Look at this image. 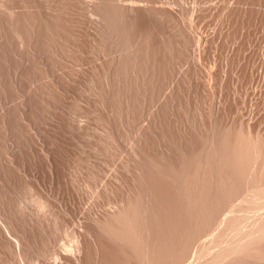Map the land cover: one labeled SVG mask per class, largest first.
I'll list each match as a JSON object with an SVG mask.
<instances>
[{"label": "bare ground", "instance_id": "1", "mask_svg": "<svg viewBox=\"0 0 264 264\" xmlns=\"http://www.w3.org/2000/svg\"><path fill=\"white\" fill-rule=\"evenodd\" d=\"M183 1L0 0V264H264V0L223 9L228 64L222 26L200 30L216 0ZM87 63L105 121L133 132L102 179L74 178L56 124Z\"/></svg>", "mask_w": 264, "mask_h": 264}, {"label": "rangeland", "instance_id": "2", "mask_svg": "<svg viewBox=\"0 0 264 264\" xmlns=\"http://www.w3.org/2000/svg\"><path fill=\"white\" fill-rule=\"evenodd\" d=\"M192 1V2H191ZM210 1V0H209ZM208 1V2H209ZM213 1H215V0H211L210 1V3L211 2H213ZM217 1V3H219L220 2V0H216ZM215 1V2H216ZM223 1V2H222ZM227 2H226V4H224L225 3V1L224 0H221V4H217L216 5V3H215V5H213L214 3H212V11L214 10L213 8L216 6V8H218L217 6H221L222 4H224L225 5V7H223V8H218V9H216L215 8V11H213V12H211L212 14H214V15H212L211 13V15H212V17L210 16V14H208L207 15V18L205 19V21L204 22H202L203 23V26L206 24L207 25V27H206V25H205V27H203L202 29H200V30H203V32H205L204 31V29L205 30H207L208 31V35H213V34H215V36L217 35L216 34V32L218 33V30H220L221 29V31H219L220 33V35H226V39H224L225 38V36H223L224 38H223V41H225V42H223V41H221L222 40V38H220L218 35H217V37H219L218 38V42L221 44V42H222V47L223 48H221V47H219L220 45H219V43H218V45H217V43L214 45V48H216L215 46L217 45V48L216 49H212L211 50V56L214 54V52H216L215 54H214V57H216V58H218L219 56H222V53L224 54V55H226V54H228L227 56L229 57V54H231L230 52H231V49L233 50L234 48L232 47V48H230L229 49V47H231V45L234 43V47H237L238 45H240L241 46V44L242 43H239V42H241L242 41V39H240L239 38V40H238V38H236L234 41L232 40L231 42H233V43H231L230 41L228 42L229 43V45H228V43L226 42V40H227V34H225V33H227V32H225V30L227 29V27H225L224 26V21H225V14H226V12H227V10H223V9H225L226 7H230V5L232 4L233 5V3H234V1H232V0H226ZM233 2V3H231V4H229V2ZM184 3H182V4H184V5H187V6H190V4H191V6H193V5H195V1L194 0H188L187 2H186V0H184L183 1ZM190 4H189V3ZM185 3H187V4H185ZM194 3V4H193ZM193 4V5H192ZM227 4H229L228 6H227ZM207 5V4H206ZM214 6V7H213ZM220 9V10H219ZM223 11H222V10ZM227 9V8H226ZM216 11H218V12H216ZM220 11H221V14H220ZM222 12H225L224 14H222ZM217 13V14H216ZM78 14H81V13H78ZM220 14V15H219ZM221 15H222V17H221ZM215 16H216V18H215ZM218 16V17H217ZM220 16V17H219ZM80 17H82L81 15H80ZM224 17V18H223ZM83 18V17H82ZM82 18H81V20H82ZM209 18L210 19H212L211 21H208L209 20ZM215 18V20H214V23H213V19ZM220 18V19H219ZM83 19H85V18H83ZM219 19V20H218ZM80 20V21H81ZM223 20V21H222ZM208 21V23H206ZM82 22V21H81ZM84 22V21H83ZM209 22H210V24H209ZM213 23V24H212ZM218 23H221V24H223V25H220V24H218ZM209 24V25H208ZM218 24V25H217ZM202 25V24H201ZM212 25H215V26H212ZM208 26H209V28H208ZM218 26V27H217ZM222 26V28H220ZM213 27V28H212ZM223 27H225V28H223ZM212 28V29H211ZM217 28V29H216ZM220 28V29H219ZM213 29H215V30H213ZM222 29H224L223 30V32H222ZM259 31H261V29L258 27L257 28ZM217 30V31H216ZM210 31V32H209ZM213 31H215V32H213ZM227 31H228V29H227ZM232 31V30H231ZM257 32L256 31V41L258 42V40L260 41V42H258V43H260V45H261V42L263 43V39L261 38L262 36H260V34H262L263 35V33H261V32ZM222 32V33H221ZM59 33V32H58ZM211 33V34H210ZM213 33V34H212ZM228 33H230L231 35L233 34V32L231 33V32H229L228 31ZM260 33V34H259ZM61 34V33H60ZM230 34H229V36H230ZM259 35V36H258ZM262 40H261V39ZM221 42H220V41ZM236 40H237V43H236ZM256 42V43H257ZM223 43H227L226 44V46H229V47H227V50H229L230 52H228L225 48H224V46H223ZM231 43V44H230ZM237 44V46H236V44ZM239 43V44H238ZM68 45V44H67ZM259 45V44H258ZM258 45H256V47H257V50H258V48H259V52L260 53H258V51H257V53L258 54H261L262 55V52L261 51H263V45H264V43L261 45V48L262 49H260V45L258 46ZM67 48H69L68 46H67ZM219 48H221L220 50H219ZM223 49V51L224 52H222L221 50ZM221 51V52H218V51ZM213 51V52H212ZM226 51V52H225ZM219 54H218V53ZM258 54H256V55H258ZM261 55H258L259 57H258V59L256 58V60H258V62H259V58H260V56ZM218 56V57H217ZM215 58V64H216V62L218 61L217 59ZM220 58V57H219ZM223 59H221L222 61L223 60H227V59H229V58H227L226 56L225 57H222ZM214 58H213V56H212V60H213ZM219 59V61L218 62H220L221 60ZM217 60V61H216ZM225 60V63H229V62H227ZM69 62V61H68ZM213 62V61H212ZM217 62V64H216V68L219 66L218 63ZM224 62V61H223ZM74 65V64H73ZM86 65H88V66H86ZM91 64H84V65H82L83 67L85 66L86 68H88L87 70H85L82 66H79V68L81 69V67H82V71L80 70L79 71V69H78V67H77V65L75 66V68L77 67V70H76V72L77 73H75V74H73V76H72V78L69 80L70 82L68 83L69 85V92L68 91H63V90H65V88L63 89V88H60L59 90H61V92H63V93H60V91H59V94H58V98H61L60 100L62 101H60L58 98V100H56V102L57 103H59L60 105H57V103H56V105H55V110L57 111V113H59V114H57L56 113V119L57 118H60V119H57V121H56V119H55V121H56V124L57 125H59L61 128H62V126H63V123L65 122V120L68 122V123H70L71 121H73V122H71L70 124H72V125H70V124H68L69 126L68 127H71V130L70 129H66L67 128V124H65L64 123V125L65 126H63V133L61 132V128L59 127V128H57V130H58V132H61L60 134L63 136V134L65 133L64 131V129H66L68 132H67V134H65L64 136L65 137H62V142L64 141V142H68V144H67V142H66V144H65V147L67 148V147H69L68 148V150H67V154L69 155L70 153L69 152H71V157H69V156H67L69 159L67 160L68 161V163H69V166L68 167H70V166H72L73 165V167L76 165H78V167H71L72 168V170L74 171H77L76 173L77 174H79V175H76L75 177L74 176H72V178L74 177V178H81V177H83L84 178V176H86V174L85 173H88V172H91V169L93 168H95L94 169V172H93V174L94 175H96V177L98 176V173H96V169H97V171L98 170H101V168L103 169L102 171H98L99 173H100V176H98L100 179H102L104 176H108V177H110L108 174H110V175H114V171H113V169H115L116 167L115 166H118L119 167V165H120V163L122 162V160L124 159L125 160V158H126V160L128 159V156H126V154H127V152H128V150L130 149L129 147H130V145H129V143L127 142V140L129 139H131L132 137H130V138H128V137H126L128 134V131H129V129H128V131L126 130V131H124L125 130V127H124V129H122V128H120V130H121V132H120V130L118 131L117 130V132H119L118 134H120V133H124V132H126V135L125 134H123V137H121L122 135H118V134H116V132H114V131H116V129L113 127L114 125H113V123L111 122H109L108 124H107V122H108V120H107V122L105 121V115H103V112L102 111H100L101 109H100V105L98 106V105H95V103H97V100H98V98H97V96H95L94 94H90L89 92H88V88H89V83H88V78H86V73L84 74V72H86V71H90V68H89V66H90ZM58 66V65H57ZM48 67V66H47ZM49 67H52V66H49ZM74 67V66H73ZM183 67H186V66H183ZM230 67V66H229ZM53 68H55L56 70H57V68H56V65H55V67H54V65H53ZM54 69V70H55ZM60 69V68H59ZM58 69V70H59ZM217 69H219V67L217 68ZM259 69V68H258ZM257 69V70H258ZM54 70L51 68H49V76H48V79L54 74V75H56V77H57V79L56 80H58V71H56V72H54ZM85 70V71H84ZM53 71V72H52ZM79 71V72H78ZM229 71H231V69L229 68ZM260 71H261V69H260ZM81 72V73H80ZM259 72V71H258ZM52 73V74H51ZM79 74H80V77H79ZM83 74V75H82ZM229 75L228 76H232V74L233 73H228ZM83 76H85V77H83ZM55 77V78H56ZM54 77L52 76L49 80H52ZM77 78V79H76ZM87 80H86V79ZM228 79H231V80H233V78L232 77H228ZM54 80V79H53ZM52 80V81H53ZM77 82H76V81ZM81 80H84V81H80ZM79 81V82H78ZM229 81V80H228ZM53 82H57V81H53ZM230 82H232V81H230ZM76 83L78 84L77 86H76ZM84 84V85H83ZM88 85V86H87ZM230 85L232 86L233 84L232 83H230ZM75 86V87H74ZM81 86H82V88H81ZM87 88H86V87ZM231 86H230V89H232L231 88ZM79 88V89H78ZM81 88V89H80ZM83 88L84 89H86L87 90V93H89V94H86V93H84V92H86V90H83ZM77 89V90H76ZM241 89H243V88H241ZM79 91V92H78ZM67 92V93H66ZM75 92H76V94H75ZM78 92V93H77ZM233 93H234V91H232ZM84 93V94H83ZM244 93V92H243ZM63 94V95H62ZM78 94H80V95H78ZM242 94V92L240 93V95ZM82 95H92V96H89L90 97V99H88L89 97L87 96H84V97H82ZM238 95H239V93H238ZM61 96V97H60ZM64 96V97H63ZM72 96V97H71ZM82 97V98H81ZM62 99H64V101L62 100ZM83 101H82V100ZM87 99V100H86ZM76 100H78L77 102H76ZM85 100V101H84ZM90 100H92V102L91 103H89L90 102ZM95 101V102H94ZM82 105H80L79 103ZM81 102H83V103H81ZM86 102V103H85ZM94 102V104H92ZM62 103H64V104H62ZM76 103H78V105L76 104ZM67 104V105H66ZM85 104V105H84ZM88 104V105H87ZM98 104V103H97ZM63 105H64V107H63ZM66 106H68V107H66ZM75 106V108H71V107H74ZM84 106V107H83ZM63 107V108H62ZM66 107V108H65ZM76 107L77 108H80V109H77L78 111H76ZM96 107H99V110H98V108L96 109ZM59 108V110H57ZM63 109L62 111H65V113L64 112H61V109ZM81 108H82V110H81ZM87 109H89V110H91L90 112L91 113H88L89 112V110H87ZM98 110V112H96L95 110ZM68 110V111H67ZM71 110H73V111H71ZM256 110H257V112H258V108H256ZM60 111V112H59ZM71 111V112H70ZM82 111V112H81ZM94 111V112H93ZM261 111V109L259 110V112ZM68 112V113H67ZM84 112V114H82ZM257 112H255V113H257ZM261 112H263V110L261 111ZM62 113L64 114V115H62ZM71 113V114H70ZM62 116H65V120H64V117H62ZM66 114V115H65ZM71 116V117H69V115ZM87 114L89 115V116H87ZM102 114V115H101ZM62 117V119H61V117ZM99 115V116H98ZM59 116V117H58ZM67 116V117H66ZM86 116H87V118H86ZM104 116V117H103ZM90 119H89V118ZM98 117V118H97ZM104 118V121L101 119V118ZM71 120H69V119ZM73 118V119H72ZM81 118V119H80ZM85 118V119H84ZM77 119V120H76ZM79 119V120H78ZM87 119V120H86ZM75 120V121H74ZM82 120H84V121H82ZM59 121V122H58ZM81 121H82V124H81ZM87 121V122H86ZM88 121H89V123H88ZM85 122V123H84ZM100 122H102V124H100ZM145 122H146V119H145ZM58 123H61V124H58ZM88 123V124H87ZM85 124H87V126L85 125ZM110 124V127L112 128V130H110L111 132H113L114 133V136L115 135H117L116 137L117 138H115L116 140H113V139H110L109 137H108V133H109V131L106 133V131L110 128H108V125ZM75 125L77 126V128L75 127ZM81 125V129H80V126ZM89 125V126H88ZM101 125V126H100ZM94 126V127H93ZM96 126V127H95ZM74 127V128H73ZM79 127V128H78ZM83 127V128H82ZM103 127V128H102ZM85 128V129H84ZM96 128V129H95ZM106 130H105V129ZM110 128V129H111ZM130 128V127H129ZM113 129H114V131H113ZM127 129V128H126ZM131 129V128H130ZM57 130H56V133H57ZM91 130H92V133H91ZM99 130H100V132H99ZM102 130H103V132H102ZM123 131V132H122ZM132 131H133V129H132ZM130 133H131V136H133L132 135V133L133 132H131V130L129 131V135H130ZM59 134V133H58ZM60 134H59V136H60ZM96 134V135H95ZM98 134V135H97ZM70 135H71V137H70ZM57 136V135H56ZM59 136H57L58 138H59ZM69 136V137H68ZM118 136L119 137H121V139L120 138H118ZM70 139H68V138ZM93 137V138H92ZM106 137H108V138H106ZM67 138V139H66ZM93 140H92V139ZM128 138V139H127ZM66 139V140H65ZM103 139V140H102ZM105 139H107V140H105ZM120 139V140H119ZM125 139V140H124ZM104 141V142H100V141ZM111 140V141H110ZM131 141V140H130ZM71 142V143H70ZM95 142H97V143H95ZM104 145H103V144ZM71 144V145H70ZM66 145H68V146H66ZM95 146V147H94ZM96 147H97V149H98V153L95 151V149H96ZM70 148H71V150H70ZM95 148V149H94ZM92 149V150H91ZM96 149V150H97ZM105 149V150H104ZM70 150V151H69ZM69 151V152H68ZM73 151L75 152L74 154H73ZM85 151V152H84ZM88 151H89V153H88ZM102 151V152H101ZM94 152V153H93ZM86 153V154H85ZM96 153L97 154H100V155H96ZM73 154V155H72ZM79 154V155H78ZM93 154H95V155H93ZM101 154H103V155H101ZM129 155V154H128ZM79 158H81L82 156V160L81 159H79ZM93 156H95V157H93ZM102 157L101 158V160L99 159L100 157ZM73 157V158H72ZM72 158V159H71ZM97 158V159H96ZM71 159V160H70ZM75 159V160H74ZM94 159H95V161H94ZM84 160V161H83ZM93 162H92V161ZM100 160V161H99ZM123 160V161H124ZM76 161V162H75ZM80 161V163L83 165V163H84V165L82 166L81 165V167H82V169L80 170L79 168H80V163H77V162H79ZM89 161V162H88ZM83 162V163H82ZM92 163V164H91ZM94 163H96L95 165H94ZM97 163H99V165L97 164ZM101 163V164H100ZM72 164V165H71ZM89 165H91V166H89ZM101 165V166H100ZM104 165V166H103ZM89 166V167H88ZM92 166H94V167H92ZM99 166L101 167L100 169H98L99 168ZM90 167H92L91 169H90ZM98 167V168H97ZM70 168V169H71ZM84 168H86V169H84ZM84 169V170H83ZM72 170H70V171H72ZM78 170H80L81 172H82V170H83V172L82 173H80V171H78ZM74 171V172H75ZM74 172H69V173H71L70 174V176L71 175H74ZM91 172V173H92ZM113 172V173H112ZM75 173V174H76ZM84 175V176H83ZM101 176H102V178H101ZM73 178V179H74ZM79 178V179H80ZM107 178V177H106ZM77 202H79V201H77ZM77 202H76V204H77ZM81 205V204H80ZM61 230H62V228H61ZM63 235H64V233H63ZM62 236V235H61ZM63 237V236H62ZM62 237H60V239L62 238ZM66 240V237L64 236L63 238H62V241H65Z\"/></svg>", "mask_w": 264, "mask_h": 264}]
</instances>
